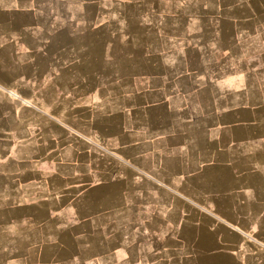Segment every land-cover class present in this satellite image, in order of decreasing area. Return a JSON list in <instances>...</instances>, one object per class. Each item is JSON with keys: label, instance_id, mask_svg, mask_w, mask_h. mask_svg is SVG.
<instances>
[{"label": "rangeland", "instance_id": "obj_1", "mask_svg": "<svg viewBox=\"0 0 264 264\" xmlns=\"http://www.w3.org/2000/svg\"><path fill=\"white\" fill-rule=\"evenodd\" d=\"M243 61L253 68L264 63V0H0V175L4 169H15V158L24 159L26 169V162L35 155L41 156L37 162L41 173L53 171V164L43 160L51 136L57 140L53 145L50 139V145L65 157H73L78 145L84 146V141L91 144L95 136L100 145L108 142L117 129L111 114L123 109L133 100V93L144 87L152 89L149 97L154 105L146 112L151 129L161 128L167 133L168 152L164 156L169 166H175L183 154L213 152L204 131L200 138L195 134L194 152L190 137L179 132L192 116L196 129L209 124L211 115L207 111L221 100L214 99L219 90L224 98L223 90L234 89L227 93V101L230 97L232 103L245 101V95L239 93L245 75L240 69ZM194 76L195 92L182 94L193 84ZM158 85L168 92L166 108L156 104ZM251 99L255 98L247 95L248 103ZM186 100L194 102V111L182 107ZM58 101L61 107L49 110ZM91 113L99 115L95 128L85 124ZM242 115L253 117L245 111ZM64 126L85 140L75 142ZM92 129L98 130L100 137ZM251 130L258 140L253 139L242 151V161L231 163L232 170L240 172L239 177L233 176L235 172L229 166L201 164L202 170L194 173L195 189H177L176 181L169 178L167 183L174 186L161 184L164 180L157 177V166L151 176L138 171L135 180L123 176L91 192L73 189L72 200L94 204L91 211L84 208V214H92V224L82 225L95 235L92 244L103 258L89 264H145L146 252L163 246L176 249V230L184 250L191 249V230L175 225L176 218L264 217V130ZM228 135L222 131L211 136L221 138L225 145ZM105 148L88 153L109 154L110 149ZM254 148L257 153L250 150ZM219 152L222 155L227 151ZM224 170L227 177H214ZM43 178L40 176V189L0 187V221L8 223L0 225V234L9 235L8 264L37 262L38 258H26L29 248L51 244L32 242L24 236L21 256L16 249L22 243L17 245L15 237L10 238V234H30L38 220L55 219L49 204L39 206L43 196H49L47 189H42ZM54 181L59 183L60 179ZM212 185L216 189H208ZM232 190L236 192L229 194ZM208 191L215 194L208 195ZM213 200L216 209L207 208ZM64 218L47 226L53 228L52 235L69 226L71 220ZM63 234L68 236L69 232ZM51 251L56 254L48 259L51 264H64L69 256L65 247ZM183 260L178 259V264L190 259ZM149 264H161L160 259Z\"/></svg>", "mask_w": 264, "mask_h": 264}, {"label": "crops", "instance_id": "obj_2", "mask_svg": "<svg viewBox=\"0 0 264 264\" xmlns=\"http://www.w3.org/2000/svg\"><path fill=\"white\" fill-rule=\"evenodd\" d=\"M154 1V0H146ZM169 1V0H163ZM236 18V17H235ZM193 48L195 49V43H193ZM257 59V58H256ZM258 62V60H256ZM262 62V61H261ZM255 65L256 67H249L248 63L243 61L241 63V71L245 73L243 75V84L240 86V96L245 95V101H241L239 104L232 103L231 97L230 101H227V93H231L233 90L229 88L223 90L224 98L220 97L221 91L215 96L214 99H221L213 103L212 107L207 111L211 115V120L205 128L196 129L195 127V118L192 116L191 119L187 122V127L183 129L181 135L187 136L192 140L190 142L192 152L195 148V134L200 138V132L204 131L205 138L210 139L211 144L208 145L212 147V151L206 154H198L196 151L192 154H187V156L181 155L177 159L175 166H169L166 156L168 152L167 145V133L161 132V126L159 125V130L151 129L150 122L146 116L149 108L154 105L151 104L149 95L151 94L152 89L144 87L143 89H137L133 93V100L127 101L123 109H118L117 112L111 114V120L115 124L116 132H113L108 142L104 141L100 145V140L94 137V140L87 144L84 141V146L78 145L74 156H62L58 155L59 149L55 148L54 140L57 139L53 136L48 137L49 142L47 143V153L43 159L47 162H51L55 169L49 172H42L41 168L37 164L40 162V155L33 156L26 163L29 165L26 169H23L24 159L15 158L16 167L15 169L8 171L4 169L0 177L2 181L0 183L1 189H40V176H43L44 184L42 189H47V194L49 196H43L44 198L40 200L39 206L49 204L48 210L53 212L55 219L45 218L43 220L36 221L37 223L32 224V232L28 235H23L18 233L15 235L10 234V238L13 236L16 239L17 245L21 244L19 249H16L21 252L23 256L24 250V239L30 237L32 242H49V246L38 244L31 246L26 253V258L28 260L33 258H38L40 260L39 264H51L48 259H54L56 257L55 253H52L51 250L58 251L60 248H67L69 250V256L65 258L64 264H89L90 262H95L97 259H102L101 251L98 250L97 246L92 244L95 241V235L90 233V230L82 225L92 224V214L90 211L93 209V203L88 202H77L72 200L71 195L75 193L73 189H87L86 191L91 192L92 189H99L105 185L113 184L114 178H121L127 176L128 179L137 178V172L139 171L148 173L152 175L153 168L156 169L158 166V175L155 173V176L159 177L161 184L172 185L167 183V179H172L176 181V185H172L177 189H195V174L202 170L201 164L207 166H213L218 168L220 166H229L232 172L231 166L233 162L242 161V158L245 155H241L242 151L249 147L253 139L258 140L257 133L253 132L251 129H261L264 130V63ZM246 63L247 66L243 64ZM160 78V77H159ZM193 78V79H192ZM191 78V83L189 87L185 88L182 91V94L194 93L195 88V76ZM215 83V82H213ZM160 91L159 100L156 101L158 106L164 105L166 108L168 105V92L166 87L158 85L157 87ZM184 92V93H183ZM187 92V93H186ZM163 93V95H162ZM227 94V95H226ZM58 97V94H55ZM231 94H229L230 96ZM247 95H252L253 98L248 103ZM63 97H65L63 95ZM125 106L127 109H125ZM182 106V105H181ZM61 103L58 101L57 104L53 105L49 110L60 108ZM185 109H191L194 111V102L186 100L182 106ZM92 108V107H91ZM89 110V109H88ZM95 109H91L93 111ZM250 112L253 117H245L242 115V112ZM53 116H56V112L51 113ZM92 113L87 116L85 124L88 128L89 124L94 127L97 122L99 115ZM231 116V117H229ZM54 123L58 124L54 121ZM55 124H53L54 126ZM150 126V127H149ZM65 129L71 132L73 139L77 141L85 140L81 136L75 134L64 126ZM95 128V127H94ZM251 130L248 133H241L240 130ZM92 132L97 134V137H100L101 134L98 130L92 129ZM224 131L228 132L229 135L226 138L228 140L226 144H222L221 138L212 137L215 133ZM91 132V133H92ZM103 134V132H102ZM187 138V139H188ZM264 146V133H262ZM50 139H53V145H50ZM99 140V141H97ZM113 143V146L109 148V144ZM108 143V144H107ZM108 147L109 154H99L96 153L100 148ZM60 147V146H59ZM72 147V146H71ZM251 147V146H250ZM57 150V154H52V151ZM199 149V147H198ZM96 151L88 153V151ZM227 151L225 154L219 151ZM252 152L257 151L250 149ZM60 152V151H59ZM236 152V153H235ZM251 152V153H252ZM54 153V152H53ZM74 153V152H73ZM86 153V155H84ZM80 154L79 157H77ZM225 156V157H224ZM42 160V161H43ZM257 166H260L261 163H258L257 159L252 160ZM232 163V164H231ZM37 164V165H36ZM204 165V167H206ZM263 169V166L261 165ZM174 169V170H173ZM228 169V168H225ZM228 172V175L232 177V172ZM26 172V173H25ZM191 173V174H190ZM227 171H220L215 174V178L227 177ZM240 172H235L233 176L239 177ZM54 178L60 179L59 183L54 181ZM174 178V179H173ZM190 180V182H189ZM118 181V180H117ZM135 182V181H134ZM213 186V187H212ZM208 189H216L212 185ZM235 189H242L237 187ZM246 189V188H243ZM256 191V190H255ZM214 191H208V195L215 194L211 193ZM236 191L232 190L228 193H235ZM88 194V193H87ZM47 197V198H46ZM215 200L208 202L206 204L207 208H215ZM197 209H200V205H196ZM90 207V211L84 214L86 208ZM83 208V209H82ZM85 208V210H84ZM64 217L69 218V226L65 229L61 228V233L52 235L51 231L53 228L47 226H53L56 219H65ZM175 225L186 226L192 233V248L189 250H184L183 240H180V235L176 230L175 236V246L176 249L170 250L167 247L163 246L159 250H154L151 253H145V264L155 263L156 259H160V263L166 259H174L176 261L180 259H190L185 261L182 264H264V217H257L254 219H240V218H231V217H208V218H176L174 219ZM19 222V221H17ZM1 224H8L7 221ZM15 224H18L15 222ZM47 224V225H46ZM37 225V227H35ZM56 228L55 230H57ZM67 230L69 235L63 234ZM2 232V231H1ZM45 232V234H43ZM20 233V232H19ZM7 241H9V235L0 234V264H8V254L11 250L7 249ZM65 244V245H64ZM51 249V250H50ZM18 255V254H16ZM154 255V260H151ZM7 259V260H6ZM37 259V260H38ZM38 260V261H39ZM31 261V260H30ZM21 262L16 264H31V262ZM34 262L32 264H38ZM184 261V260H183ZM178 264V261L176 262ZM12 264V263H11ZM58 264V263H54ZM63 264V263H61ZM164 264V263H163Z\"/></svg>", "mask_w": 264, "mask_h": 264}]
</instances>
